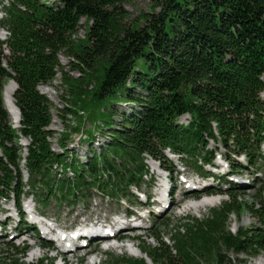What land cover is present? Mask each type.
I'll return each instance as SVG.
<instances>
[{
    "label": "trees",
    "instance_id": "16d2710c",
    "mask_svg": "<svg viewBox=\"0 0 264 264\" xmlns=\"http://www.w3.org/2000/svg\"><path fill=\"white\" fill-rule=\"evenodd\" d=\"M133 1L15 0L6 9L0 20L8 31L0 40V202L23 192V159L33 195L44 203L50 197L70 203L91 190L112 197L124 193L139 184L147 157L164 159L166 149L200 171L221 148L231 166L232 155L244 154L249 164L261 156L264 0H150L151 11L132 19L125 4ZM82 18L85 39L75 47ZM4 44L9 54L3 53ZM61 53L84 74L102 65L93 97L96 107L108 110V119L117 113L112 105H129L118 127H107L105 141L83 159L68 150L66 134L55 149L51 103L38 88L63 71ZM10 78L17 84L18 128L3 102V84ZM182 115H187L184 123L178 122ZM87 133L83 140H92ZM20 136L28 139L24 157ZM229 195L230 201L203 218L188 217L173 228L172 245L151 232L157 244L141 251L153 264H231V253L264 254V210ZM242 209L256 223L230 230L229 215ZM7 248L12 254L0 264H53L43 258L26 263L21 249ZM103 264L148 263L123 254L108 255Z\"/></svg>",
    "mask_w": 264,
    "mask_h": 264
},
{
    "label": "rangeland",
    "instance_id": "374dc122",
    "mask_svg": "<svg viewBox=\"0 0 264 264\" xmlns=\"http://www.w3.org/2000/svg\"><path fill=\"white\" fill-rule=\"evenodd\" d=\"M3 3L6 4V0H1ZM47 3H51L52 0H42ZM55 1V0H54ZM1 6V3H0ZM125 7L130 12V17L132 19L138 17L140 14L145 13L146 11H151L153 8L151 5L150 0H134L133 3L125 4ZM80 28L76 35L74 36V46L79 47V45L84 42L85 39V31L87 27V22L82 18L80 20ZM5 32L0 29V38L3 39ZM4 54H8L7 48L3 50ZM60 64L63 67V71H58V74L51 85H39L38 88L41 91L43 88H46V93L42 92L44 95L48 97L51 103V112H52V122L49 126V129L54 131L53 137H50L55 149L59 150V147H56L59 137L62 134L67 135V143H68V150L74 151L78 153V157L84 158L85 156L89 155L91 149H96L103 141H105L108 135V128L109 126L118 127V123L120 122V116L123 112L128 111V106L122 103H115L114 106L117 113L116 116L111 119H108L106 114H109L108 110L103 109L101 111L100 108L95 106V99L93 97V91L95 87H97L99 80L102 77L103 68L102 65H98L95 67L93 71L90 73H83L80 69H72L70 67L69 61L71 57L67 56L64 53L59 55ZM3 62L5 60L3 59ZM65 73V74H64ZM63 76H66L65 78ZM11 79H6L3 84L4 85ZM50 92L49 94H47ZM3 95V91H2ZM4 98V97H3ZM103 105V104H101ZM65 107H69L70 109L66 112H60V109H65ZM106 120H108L106 122ZM187 120V115H182L179 117L178 122L184 123ZM102 122H106L107 125H102ZM105 123V124H106ZM74 127H77L74 129ZM91 131L93 134V139L90 141L83 140L84 137L87 136V132ZM25 141L24 138H20V143ZM214 144L211 142L209 148H212ZM98 149V148H97ZM23 151V150H22ZM220 151L224 152L225 155H228V151L224 150L223 148ZM261 155H264V144L260 148ZM24 155V152H23ZM168 156V154L166 153ZM169 158V156H168ZM232 158V157H231ZM176 161H172L174 165L177 166V158L174 157ZM235 161L240 163H244V157L238 156L234 157ZM217 160V159H216ZM159 162V161H158ZM157 161L151 160L148 158L146 160L147 169L149 173L156 171V163ZM161 162V160H160ZM217 162V161H216ZM161 164V163H160ZM246 166L245 168H241L239 170L240 176H237L240 181L243 183H239L236 191H232L231 193H236L238 195V201L242 203H247V205L255 202V207L259 208L260 211L264 210V187L260 184V179H264V162H258L254 165H249L248 163H244ZM160 166V165H159ZM255 169H258L259 172L257 174L253 173ZM155 173V172H154ZM175 174V173H174ZM189 174L192 178H196L191 171ZM27 172L23 169L22 165V176L25 182H28L29 177L27 176ZM149 175L144 178L143 182L139 186L140 189H145L147 187V179ZM178 181V180H177ZM154 182H156V178H154ZM179 182V181H178ZM226 185H223V188H226ZM135 194V193H134ZM129 194L122 203H117L110 199L104 198L103 196L99 195L96 192H91L89 195V199L84 205L79 204L72 208L71 206L64 205V207L56 208L52 205L48 209L40 208L35 203L34 199L31 197L24 198V207L25 209L29 208V204L34 203V207L36 211L45 216L55 217L58 225L63 227L72 228L75 224L81 223L82 220L90 215V221L99 220L111 222L116 220V215L121 214L124 212L126 207V201L134 202L135 198L130 196ZM137 197V195H135ZM138 199L140 197L138 196ZM216 199V198H215ZM232 197L226 194H223L221 198H217V201L212 205H206L203 207L194 208H186V206L191 202L192 195H187L184 198V202L180 205L173 200L170 208L161 215L160 219L161 222L170 223L173 226L175 223L179 221H183L182 219L188 215L195 216V217H204L209 213L210 208L220 206L224 201L231 200ZM198 200V199H196ZM13 201L9 200L6 204H2L3 209H12ZM8 214L14 215L12 210L8 211ZM137 216V215H136ZM4 218V215H0V219ZM30 219V217H26ZM18 218H14L11 224L8 225V229L15 226ZM87 220V219H86ZM154 221V217L149 219V222L144 223H151L152 225ZM229 228L232 231L237 230L239 227H246L250 226L255 222L254 216L249 212L247 209L240 210L237 214H230L229 218ZM159 232H166L169 231V225H160L158 228ZM150 231V228H145L143 230H139L140 236L133 240H128L123 243H119L115 248L108 250L109 253L114 254H122L126 253L129 256H143L144 254L138 249V246L143 245H156V241L152 238H147V233ZM12 234L16 235V232L10 231L7 232V238L12 242L19 243L21 238H11ZM128 245H133V247L139 250V254H134L131 248ZM33 251L31 254H26L24 257L25 262H36V259L39 256H42L43 251L41 249L38 250L37 244L31 246ZM10 252L8 251L5 245H0V261L10 257ZM49 255H51L49 253ZM232 256L231 264H264V254H260L256 257H251L244 254H229ZM106 255L102 254L101 260L98 259L94 262L92 257L84 256L82 252H78L77 255L69 254L63 260L64 264H102L104 259H106ZM147 263L153 264L148 257L145 258ZM62 261L60 259H56L55 264H60Z\"/></svg>",
    "mask_w": 264,
    "mask_h": 264
},
{
    "label": "bare ground",
    "instance_id": "6f19581e",
    "mask_svg": "<svg viewBox=\"0 0 264 264\" xmlns=\"http://www.w3.org/2000/svg\"><path fill=\"white\" fill-rule=\"evenodd\" d=\"M16 88V83L14 80H9L5 85H4V90H3V97H4V101H5V106L7 107V110L9 112V114L11 115V119L14 123V126H18V122H19V111L18 108L15 106L14 101H13V92ZM42 92L46 93V88H43L41 90ZM50 92H48L47 94H49ZM50 95V94H49ZM217 201V199L215 198H211V197H206V198H200L198 200L195 201H191L186 208H198V207H203L206 205H212ZM137 217H141V215H137ZM108 227V226H107ZM102 228L100 231H103L105 228ZM129 248L132 249V251L134 252V254H139V250L136 249V247L134 248L133 245H128ZM151 264V263H149Z\"/></svg>",
    "mask_w": 264,
    "mask_h": 264
},
{
    "label": "water",
    "instance_id": "95a60500",
    "mask_svg": "<svg viewBox=\"0 0 264 264\" xmlns=\"http://www.w3.org/2000/svg\"><path fill=\"white\" fill-rule=\"evenodd\" d=\"M261 96H262V100H263V102H264V89H263V91H262V93H261Z\"/></svg>",
    "mask_w": 264,
    "mask_h": 264
}]
</instances>
